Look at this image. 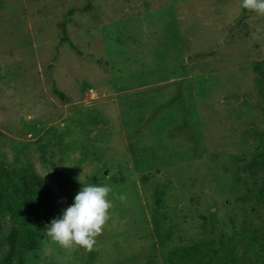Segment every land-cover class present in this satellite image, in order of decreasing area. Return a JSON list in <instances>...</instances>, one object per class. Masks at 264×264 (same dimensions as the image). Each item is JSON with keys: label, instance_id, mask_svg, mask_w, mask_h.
Listing matches in <instances>:
<instances>
[{"label": "rangeland", "instance_id": "374dc122", "mask_svg": "<svg viewBox=\"0 0 264 264\" xmlns=\"http://www.w3.org/2000/svg\"><path fill=\"white\" fill-rule=\"evenodd\" d=\"M240 4L0 0V159L43 180L52 219L84 185L112 188L92 251L45 226L20 264H167L208 220L264 224L246 165L264 154V15Z\"/></svg>", "mask_w": 264, "mask_h": 264}, {"label": "trees", "instance_id": "16d2710c", "mask_svg": "<svg viewBox=\"0 0 264 264\" xmlns=\"http://www.w3.org/2000/svg\"><path fill=\"white\" fill-rule=\"evenodd\" d=\"M246 12L242 9L243 16ZM88 118L92 124L99 123L96 116ZM246 165L251 171H264V154L253 156ZM257 196L264 217V177ZM54 213L43 180L28 166L11 167L0 159V264H20L24 253L35 249L43 238ZM1 219L9 226L4 228ZM228 222L226 231L208 220V236L174 245L166 254V263L264 264V224L253 227L243 222L237 227L232 218Z\"/></svg>", "mask_w": 264, "mask_h": 264}, {"label": "clouds", "instance_id": "9594fccd", "mask_svg": "<svg viewBox=\"0 0 264 264\" xmlns=\"http://www.w3.org/2000/svg\"><path fill=\"white\" fill-rule=\"evenodd\" d=\"M240 7L264 15V0H241ZM111 192L109 185H84L76 193L73 203L63 210L62 215L53 218L46 225L45 235L48 241L64 250L84 248L92 251L97 238L103 234L104 226L111 218ZM118 199L126 202L127 196L121 194Z\"/></svg>", "mask_w": 264, "mask_h": 264}]
</instances>
